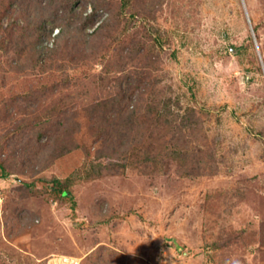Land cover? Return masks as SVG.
Instances as JSON below:
<instances>
[{"label": "rangeland", "instance_id": "1", "mask_svg": "<svg viewBox=\"0 0 264 264\" xmlns=\"http://www.w3.org/2000/svg\"><path fill=\"white\" fill-rule=\"evenodd\" d=\"M0 264H264V0H0Z\"/></svg>", "mask_w": 264, "mask_h": 264}, {"label": "trees", "instance_id": "2", "mask_svg": "<svg viewBox=\"0 0 264 264\" xmlns=\"http://www.w3.org/2000/svg\"><path fill=\"white\" fill-rule=\"evenodd\" d=\"M62 192H65V190H64V191H62Z\"/></svg>", "mask_w": 264, "mask_h": 264}]
</instances>
